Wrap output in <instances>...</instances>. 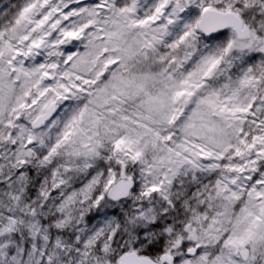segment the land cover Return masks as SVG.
<instances>
[{"label": "snow or ice", "instance_id": "obj_1", "mask_svg": "<svg viewBox=\"0 0 264 264\" xmlns=\"http://www.w3.org/2000/svg\"><path fill=\"white\" fill-rule=\"evenodd\" d=\"M0 264H264V0L0 6Z\"/></svg>", "mask_w": 264, "mask_h": 264}, {"label": "rangeland", "instance_id": "obj_2", "mask_svg": "<svg viewBox=\"0 0 264 264\" xmlns=\"http://www.w3.org/2000/svg\"><path fill=\"white\" fill-rule=\"evenodd\" d=\"M8 2L15 3L16 0H0V6H2V5L5 4V3H8Z\"/></svg>", "mask_w": 264, "mask_h": 264}]
</instances>
